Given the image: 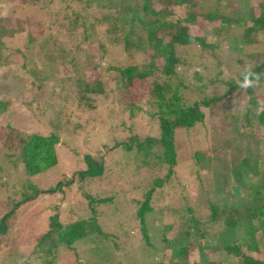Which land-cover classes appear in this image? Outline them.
I'll return each mask as SVG.
<instances>
[{
  "label": "rangeland",
  "instance_id": "obj_1",
  "mask_svg": "<svg viewBox=\"0 0 264 264\" xmlns=\"http://www.w3.org/2000/svg\"><path fill=\"white\" fill-rule=\"evenodd\" d=\"M228 2L232 16H249L263 6L261 0ZM56 3L60 4L54 0ZM48 9L36 10L25 0L0 1V14H8L7 27L15 26L17 19L23 26L12 37H3L0 59V99L8 103L0 113V217L12 210L23 193L29 196L9 215L6 230L0 233V264H204L211 259L237 264L220 252H209L221 241L218 231L225 237H238L243 246L255 245L257 251L249 247L244 252L261 258L264 226L255 219L250 223L254 229L250 236L246 235L248 225L241 221L232 232L223 230L225 224L218 222L211 229L216 234H199L208 203L220 210L243 212L244 202L253 200L264 216V124H258L256 117L262 107L250 113L253 123L244 118L250 96L264 104V79L250 95L239 86L228 91L230 83L256 62L251 55L244 56L240 47L241 40L248 39L247 29L240 32L227 22L203 24L197 18L199 34L207 44L214 43V48L175 47L184 60L197 59V55L204 64L195 61L194 69L204 74L206 85L202 92L182 89L184 100L220 98L200 106L201 122L172 129L175 160L166 176L161 143H144L138 148L134 142L130 150L125 148L132 136L141 141L160 137L155 107L145 103L148 81L134 79L122 92L120 88L110 91L111 76L104 69L116 60L123 61L122 51L120 46L103 41L104 52L96 53L98 42L91 35V30L97 32L96 25L109 30L107 24L93 27L91 18L82 13L83 25L78 31L84 30L90 37L74 52L77 37L64 41L47 34L52 18H47L46 14H51ZM72 55L75 65L69 61ZM259 57L264 60V55ZM32 63L42 72L31 69ZM95 63L97 67L89 70ZM74 66L79 72H72ZM184 68H178L182 75ZM100 69L103 93H84L82 80L87 78L90 84ZM186 80L192 81L187 76ZM42 106L47 110L37 109ZM53 132L58 138L57 159L53 166L33 175L25 174L17 151L3 142L15 144L19 134L46 136ZM95 165L101 167L99 174L83 180L72 177ZM67 178L72 182L62 191L46 193ZM148 189L153 193L151 208L143 214L149 236L146 242L135 208ZM85 195L110 199L88 208ZM55 215L62 227L83 220L98 224L100 229L74 240L70 247L56 244V236L42 237ZM198 224V234L191 229L190 239L184 240V231ZM180 245H186L188 254L178 249Z\"/></svg>",
  "mask_w": 264,
  "mask_h": 264
},
{
  "label": "trees",
  "instance_id": "obj_2",
  "mask_svg": "<svg viewBox=\"0 0 264 264\" xmlns=\"http://www.w3.org/2000/svg\"><path fill=\"white\" fill-rule=\"evenodd\" d=\"M0 1L11 3L13 0ZM58 1L60 4H53L54 0H25L29 5H34L36 10L42 8L47 9L49 7L48 11L51 14L47 13L46 15L47 18L49 16H52V18L49 26H45L47 34L51 37L55 36L61 39L63 37L64 41L74 35L79 39L78 43L72 47L74 52H79L83 48L82 43L90 37L84 30L78 31L83 25L81 23L82 13L87 15L89 19L91 18L89 24L93 27L96 23L101 26L104 25L103 23L107 24L109 30L103 29V27L99 29L98 25H96L97 32L91 30V35L98 42V51L96 53L102 54L104 52L103 41L120 46L122 51L123 61L116 60V64L111 66L107 65L105 69L103 68L105 74L111 76L110 82H108L111 86L110 91L118 88L120 90L124 89L134 79L148 81L149 89L145 95V103L155 107L153 115L158 120L160 137H158L159 139L146 137L141 141L137 140L136 136H132L129 144L125 148L126 150H130L131 144H134V142H137L138 148L144 143H153L155 145L161 143L165 147L163 158L164 163L167 165L166 176L171 174V167L175 160L172 129L175 127H190L195 122H201L203 115L200 106L206 107L210 102L220 98L211 97L209 100L202 99L200 101L194 99L191 103H188L182 95V89L202 92L207 82L204 74L200 70L194 69L195 61L203 67L204 64L200 57L195 55L197 59L192 60L190 58L186 61L175 47L190 46L193 50L201 49V51L214 48V43L207 44L205 37L199 34L197 18L203 24H221L227 22L231 25H236V28L240 32L247 29L248 39L246 41L244 39L241 40L240 47L244 49V56L251 55L250 57H253V60L256 61L250 69L252 86H241L245 75L249 73L248 70L245 74L239 76L236 82L230 83L228 91L233 89V87L239 86L241 89L243 88L246 94L250 95L253 92V88L264 79L262 77L264 60L259 59V55H264V51L260 52L258 50H264V0H261L263 2L262 8L257 13L249 16L229 15V0H107L105 3H102L100 0ZM124 8H129L132 15L129 13V9L125 12ZM8 13L10 14L11 10ZM7 15L5 13L0 14V59L4 55L3 37L10 38L15 32L23 29L21 21H18L19 19L14 22L15 26L8 28L5 24ZM110 32L113 34H110ZM17 51L20 53L18 49ZM21 58H24L22 53ZM137 58L141 60H136ZM74 60L72 55L69 61L73 63ZM96 63L91 65L89 70L95 69L97 67ZM73 64L75 65L77 63L74 62ZM182 66L183 68L185 67L183 70V72L185 71L184 76L178 71V68ZM31 69L37 73L42 72V68L40 69L36 64H33ZM101 70L98 71V77L93 79L90 84H88L87 78L82 80L81 87L84 93L91 95L103 93V70ZM73 71L79 72V69L74 66ZM186 76L192 79L191 83L187 82ZM248 102L249 105L244 114V118L248 124L254 121V117L251 116L253 115L252 111L259 107H262V110L256 114L257 123L264 124V104L251 96L248 98ZM27 103L31 107V103ZM7 105L8 103L5 100L0 99V113L7 108ZM37 109L42 110L45 107L42 106ZM15 136V144H8L4 140L3 142L11 149H14V151H17L16 153L18 154L25 174L33 175L54 165L57 159L56 144L58 143L57 135L54 132L46 136L38 133L19 134ZM100 172V166H89L86 171L76 172L72 177L76 176L83 180L93 177V175L99 174ZM71 182V178H67L65 181L60 180L52 189L47 190L46 193H53L57 189L62 191L63 187ZM158 183L162 185L163 182L159 180ZM152 193L153 189H148L143 199L137 202L135 208L136 216L142 224L141 230L146 242L149 236L144 225L143 214L151 208L149 200L151 199ZM28 197L23 193L20 200L13 204L12 210L0 217V233L6 230V219L9 215L21 202L28 199ZM84 197L88 208L94 202H105L110 199L108 197L92 198L90 195H85ZM253 202V200L244 202L246 206L243 208V212L238 211L237 208H228L229 211L220 210L214 204L208 203L206 207L208 210L207 218L204 225L200 226L203 230L202 233L199 232V224L196 227L190 226L184 231V240L190 239L192 230L197 234L199 232L202 236H209L212 233V235L216 234L217 231L211 229L218 222L225 224L226 227L223 230H229V232H232V229L236 228L240 221L241 223L245 222L248 225L247 233H245L250 236L254 232L252 225H250L253 219L261 226H264L263 213ZM99 229L98 224L88 223L83 220L62 227L55 215L50 218L49 229L42 237L45 239L52 235L56 236V244L62 243L70 247L74 240L87 237L95 231H99ZM218 233L222 237L220 239L221 241L212 245L209 251L210 253L220 252L224 256L235 260L237 264H264V255L261 258H257L254 255H247L244 252L249 247L253 251H257L258 249L255 245L249 247L246 245V247L245 245L243 246V243L240 242L241 240L238 237L232 239L230 236H223L222 232L218 231ZM178 249L183 252L185 250V253L188 254L186 245H180ZM175 264L180 263L176 262ZM204 264H227V261L211 259L209 262L205 261Z\"/></svg>",
  "mask_w": 264,
  "mask_h": 264
},
{
  "label": "clouds",
  "instance_id": "obj_3",
  "mask_svg": "<svg viewBox=\"0 0 264 264\" xmlns=\"http://www.w3.org/2000/svg\"><path fill=\"white\" fill-rule=\"evenodd\" d=\"M250 75H251V73H250V70H249V73L245 75V78L242 81V84H241L242 87L252 86V80L250 79Z\"/></svg>",
  "mask_w": 264,
  "mask_h": 264
}]
</instances>
